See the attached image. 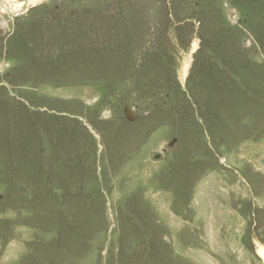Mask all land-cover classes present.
Segmentation results:
<instances>
[{
	"label": "rangeland",
	"instance_id": "rangeland-1",
	"mask_svg": "<svg viewBox=\"0 0 264 264\" xmlns=\"http://www.w3.org/2000/svg\"><path fill=\"white\" fill-rule=\"evenodd\" d=\"M9 13L0 264H264V0Z\"/></svg>",
	"mask_w": 264,
	"mask_h": 264
},
{
	"label": "bare ground",
	"instance_id": "bare-ground-1",
	"mask_svg": "<svg viewBox=\"0 0 264 264\" xmlns=\"http://www.w3.org/2000/svg\"><path fill=\"white\" fill-rule=\"evenodd\" d=\"M39 0H23V1H18V0H4L2 2V8L10 11L11 14L15 15V14H20L23 12V10L25 11L27 8L31 7L32 5H34L35 3H37ZM9 13V14H10ZM15 13V14H14ZM1 17V16H0ZM199 40L196 39L192 45H191V49H190V54H189V58L185 57V59L183 60L182 63V68L180 70V80L181 82L188 80V77L190 76L189 72L190 69L192 67L193 64V53L196 52L199 49ZM190 59V61H189ZM258 245H260V249H259V253H260V257L263 259L264 261V244L263 243H257Z\"/></svg>",
	"mask_w": 264,
	"mask_h": 264
},
{
	"label": "water",
	"instance_id": "water-1",
	"mask_svg": "<svg viewBox=\"0 0 264 264\" xmlns=\"http://www.w3.org/2000/svg\"><path fill=\"white\" fill-rule=\"evenodd\" d=\"M3 0H0V2H2ZM125 114H126V116H127V118L129 119V120H135L136 119V117H138V114L137 113H134L130 108H129V106H126L125 107ZM175 140H173V142H174ZM172 142V143H173ZM159 157V154H155V156H154V158H158Z\"/></svg>",
	"mask_w": 264,
	"mask_h": 264
},
{
	"label": "flooded vegetation",
	"instance_id": "flooded-vegetation-1",
	"mask_svg": "<svg viewBox=\"0 0 264 264\" xmlns=\"http://www.w3.org/2000/svg\"><path fill=\"white\" fill-rule=\"evenodd\" d=\"M3 1H4V0H3ZM3 1H2V2H3ZM2 2H0V3H1V6H2ZM1 8H2V7H0V9H1ZM2 9H3V8H2ZM3 10H5V9H3ZM1 24H2V23H1V18H0V33L2 32Z\"/></svg>",
	"mask_w": 264,
	"mask_h": 264
},
{
	"label": "crops",
	"instance_id": "crops-1",
	"mask_svg": "<svg viewBox=\"0 0 264 264\" xmlns=\"http://www.w3.org/2000/svg\"><path fill=\"white\" fill-rule=\"evenodd\" d=\"M191 61H192V60H191ZM188 79H189V78H188ZM259 249H260V245L257 244V254L260 256Z\"/></svg>",
	"mask_w": 264,
	"mask_h": 264
}]
</instances>
